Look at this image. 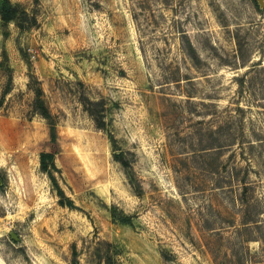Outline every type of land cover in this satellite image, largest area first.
<instances>
[{
    "label": "rangeland",
    "instance_id": "obj_1",
    "mask_svg": "<svg viewBox=\"0 0 264 264\" xmlns=\"http://www.w3.org/2000/svg\"><path fill=\"white\" fill-rule=\"evenodd\" d=\"M255 1L10 0L27 28L0 18V264H264Z\"/></svg>",
    "mask_w": 264,
    "mask_h": 264
},
{
    "label": "trees",
    "instance_id": "obj_2",
    "mask_svg": "<svg viewBox=\"0 0 264 264\" xmlns=\"http://www.w3.org/2000/svg\"><path fill=\"white\" fill-rule=\"evenodd\" d=\"M140 6H143L142 1H140ZM18 14L19 12L17 8L13 6L10 0H0V18L2 22L4 24H9L10 22L15 21L20 29L25 30L27 28V25H25V21L19 18ZM25 16H27L26 13H25ZM32 90L35 94L34 109L37 114H39L41 117H43L47 121L48 126H49V142L47 143L48 151L43 152L40 155L41 170L45 174L48 175L52 183L56 186V188H58L61 196L64 197V193L60 189L57 183L56 177H55V172H57L58 170L56 163H55V158L60 152V146L58 143L59 134L57 130V125L54 122V119L47 105L45 104V101L43 99V90L38 85H33ZM87 110H88L89 115L95 121L97 127L100 129H103L104 124H105L103 119H98L92 109L88 108ZM62 204H64L63 201H62ZM124 222H127V221H124ZM105 263L112 264L111 259L110 258L106 259Z\"/></svg>",
    "mask_w": 264,
    "mask_h": 264
},
{
    "label": "water",
    "instance_id": "obj_3",
    "mask_svg": "<svg viewBox=\"0 0 264 264\" xmlns=\"http://www.w3.org/2000/svg\"><path fill=\"white\" fill-rule=\"evenodd\" d=\"M256 2L261 8H264V0H256Z\"/></svg>",
    "mask_w": 264,
    "mask_h": 264
}]
</instances>
